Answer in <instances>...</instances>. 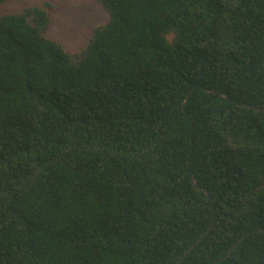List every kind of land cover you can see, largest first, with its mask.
Here are the masks:
<instances>
[{
	"label": "trees",
	"instance_id": "obj_1",
	"mask_svg": "<svg viewBox=\"0 0 264 264\" xmlns=\"http://www.w3.org/2000/svg\"><path fill=\"white\" fill-rule=\"evenodd\" d=\"M97 2L0 12V264H264V0Z\"/></svg>",
	"mask_w": 264,
	"mask_h": 264
},
{
	"label": "rangeland",
	"instance_id": "obj_2",
	"mask_svg": "<svg viewBox=\"0 0 264 264\" xmlns=\"http://www.w3.org/2000/svg\"><path fill=\"white\" fill-rule=\"evenodd\" d=\"M46 0H9L0 4V12L16 11L27 4H40ZM57 8L52 13L49 35L68 49L82 48L93 27L105 22L107 12L97 0H54Z\"/></svg>",
	"mask_w": 264,
	"mask_h": 264
},
{
	"label": "water",
	"instance_id": "obj_3",
	"mask_svg": "<svg viewBox=\"0 0 264 264\" xmlns=\"http://www.w3.org/2000/svg\"><path fill=\"white\" fill-rule=\"evenodd\" d=\"M192 91H193V89L190 91V93H189V95H188V97H187V99L189 98V96L191 95V93H192ZM206 91H210V89H208V88H206ZM185 103H186V101L184 102V105H185ZM251 108H253V109H255V110H261L262 108H258V107H255V106H250ZM194 182H195V184L197 185V182H196V180L194 179ZM198 188L199 189H201V190H203V191H205L206 193H207V195H209V198H210V200H211V197H210V194H209V191L208 190H205V189H202L200 186H198ZM213 227V223H212V225L209 227V229L206 231V232H208L211 228ZM260 231H264V228H261V229H259ZM206 233H204V234H202L198 239H197V241H196V243L195 244H193V245H191V247L186 251V253H185V255L183 256V258L181 259V261H180V264H183V259H184V257H186L187 256V254L202 240V238L204 237V235H205ZM248 236V234H246V235H244L241 239H239L233 246H232V248L228 251V253L224 256V257H222V259H226L229 255H230V253L246 238ZM221 260V259H220ZM219 260H216V261H214L212 264H215V263H217Z\"/></svg>",
	"mask_w": 264,
	"mask_h": 264
}]
</instances>
